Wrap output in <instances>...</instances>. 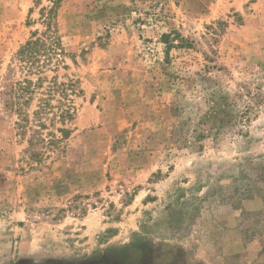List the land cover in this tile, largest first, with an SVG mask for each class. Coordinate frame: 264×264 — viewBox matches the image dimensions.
Instances as JSON below:
<instances>
[{
	"label": "rangeland",
	"instance_id": "obj_1",
	"mask_svg": "<svg viewBox=\"0 0 264 264\" xmlns=\"http://www.w3.org/2000/svg\"><path fill=\"white\" fill-rule=\"evenodd\" d=\"M51 1L0 0V264H264V0H60L82 92L36 164L3 92Z\"/></svg>",
	"mask_w": 264,
	"mask_h": 264
},
{
	"label": "trees",
	"instance_id": "obj_2",
	"mask_svg": "<svg viewBox=\"0 0 264 264\" xmlns=\"http://www.w3.org/2000/svg\"><path fill=\"white\" fill-rule=\"evenodd\" d=\"M59 2L52 0L51 6L40 9L44 28L33 31L16 51L23 77L9 82L3 92L5 107L17 116V135L27 144L29 162L36 164L64 152V141L72 132L67 125L75 115L72 97L82 92L76 79L58 80L55 73L59 67L66 68L64 60L70 56L57 32ZM160 40L166 54L184 41L176 32L163 33ZM48 71L54 74L48 76Z\"/></svg>",
	"mask_w": 264,
	"mask_h": 264
}]
</instances>
